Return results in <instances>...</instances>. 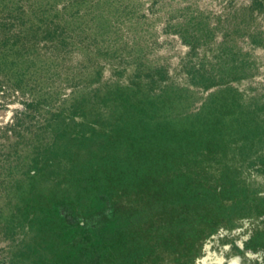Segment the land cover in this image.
<instances>
[{"label":"rangeland","instance_id":"1","mask_svg":"<svg viewBox=\"0 0 264 264\" xmlns=\"http://www.w3.org/2000/svg\"><path fill=\"white\" fill-rule=\"evenodd\" d=\"M0 264H264V0H0Z\"/></svg>","mask_w":264,"mask_h":264}]
</instances>
